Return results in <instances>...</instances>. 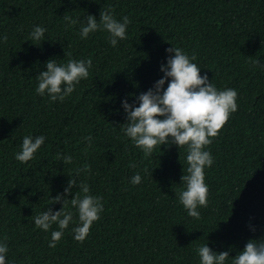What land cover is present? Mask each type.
I'll return each mask as SVG.
<instances>
[{"label":"trees","instance_id":"trees-1","mask_svg":"<svg viewBox=\"0 0 264 264\" xmlns=\"http://www.w3.org/2000/svg\"><path fill=\"white\" fill-rule=\"evenodd\" d=\"M109 8L118 20H131L127 39L116 47L104 31L81 39L80 24L69 27L63 19H99ZM35 26L47 29L38 46L27 41ZM3 35L0 242L8 238L7 264H200L196 250L206 243L216 252L232 249V257L250 239L264 238V67L252 64L259 59L264 65V0H0ZM171 46L195 55L200 75L218 89L238 92V110L206 149L214 164L205 169L209 198L198 220L176 195L184 188L186 148L157 146L145 158L120 128L126 122L122 101L133 103L163 77ZM89 57V77L64 102L36 94V76L49 59ZM26 135L46 139L36 158L21 164L14 154ZM57 153L73 162L63 164ZM85 163L91 173L80 180L103 197L101 219L77 242L73 209L74 223L50 248L58 228L37 229L33 217L48 207L61 210L51 199ZM137 173L142 182L133 185Z\"/></svg>","mask_w":264,"mask_h":264},{"label":"clouds","instance_id":"clouds-1","mask_svg":"<svg viewBox=\"0 0 264 264\" xmlns=\"http://www.w3.org/2000/svg\"><path fill=\"white\" fill-rule=\"evenodd\" d=\"M66 25L71 27L80 24L79 35L87 39L96 32H107L109 43L116 47L119 40L127 39V29L131 20L123 16L118 20L111 8L100 11L97 19L94 15H87L83 22L73 19L70 15L63 16ZM47 29L35 26L27 41L38 46L45 40ZM8 36L0 37V42H7ZM167 63L162 64L160 71L163 77L155 82L147 92L135 97L133 103L128 99L122 101L126 114V122L120 125L121 131L130 138L136 148L142 150L144 157L153 155L157 146L176 145L179 149L186 148L187 169L183 171L181 183L184 188L176 195L179 203L194 219L201 218L202 207H207L209 186L205 183V169L214 164L211 151L206 150L219 137L221 130L229 121L232 114L238 110V92L233 88L220 90L209 81L207 74L201 76V68L194 63L196 56H189L180 47H169ZM174 54V55H173ZM71 56V53H68ZM253 66H261L260 60L252 61ZM92 59H68L67 63H58L56 59L46 62V70L36 76L38 85L37 95H47L51 102H64L76 89L83 79L90 75ZM168 82L165 89L164 85ZM138 103L139 106H136ZM43 135H26L23 137L20 151L14 154L21 164H26L36 158V153L45 143ZM87 147H91L92 136L83 138ZM63 164H71L73 157L57 153ZM136 167V165H131ZM91 173V165L85 163L69 175L64 192L52 198L51 204L61 203L59 211L48 207L46 211L33 217L37 229L48 232L53 225L58 230L51 232L50 248H55L63 238L69 225L74 223V212L79 223L72 228L74 239L83 243L91 234L94 224L101 219L104 211L103 197L92 195L88 183L80 180L81 173ZM147 172V169H145ZM152 175V173H151ZM133 185L142 182V176L137 173L130 181ZM78 189L73 192V189ZM72 198L69 199L68 197ZM254 232L255 229L253 228ZM7 237L0 242V264H7L9 252ZM200 264H264V238L250 239L243 250L230 257L227 251H213L208 244L197 248Z\"/></svg>","mask_w":264,"mask_h":264}]
</instances>
